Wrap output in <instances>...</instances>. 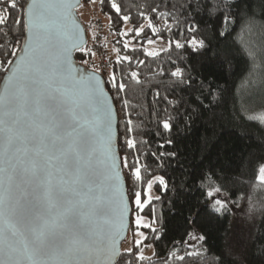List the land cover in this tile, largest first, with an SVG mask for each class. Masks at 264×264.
Here are the masks:
<instances>
[{"label":"trees","instance_id":"16d2710c","mask_svg":"<svg viewBox=\"0 0 264 264\" xmlns=\"http://www.w3.org/2000/svg\"><path fill=\"white\" fill-rule=\"evenodd\" d=\"M81 3L107 17L115 36L116 58L103 79L118 117L117 147L127 197L132 214L156 223L131 254L121 253L117 264H264V183L257 180L264 165V124L251 116L254 109L264 108V0ZM2 10L0 5V14ZM20 15L12 10L11 19L0 25V83L10 66L7 61L16 57L7 54L14 49L18 53L23 42L13 23ZM136 30H141L139 36ZM158 42L168 47L148 55L146 49ZM75 59L84 65L92 58L82 50ZM255 68L260 85L253 83ZM177 69L181 77L172 75ZM113 76L117 85H125L123 92L112 87ZM252 99L260 105L253 107ZM137 166L140 181L131 171ZM148 182L156 198L143 210L133 207L134 193H143ZM209 192L234 204L243 200L247 209L241 215L219 211ZM194 235L197 241L190 247L187 242ZM143 248H152L153 256L137 259Z\"/></svg>","mask_w":264,"mask_h":264},{"label":"snow or ice","instance_id":"6c2138e0","mask_svg":"<svg viewBox=\"0 0 264 264\" xmlns=\"http://www.w3.org/2000/svg\"><path fill=\"white\" fill-rule=\"evenodd\" d=\"M0 5V25L11 19L12 10H19L21 15L13 23L24 41L19 47L23 55L15 68L5 69L10 74L0 88V264H87L93 253L97 259L92 264H113L119 255L115 241L105 249L94 230L96 218L105 214L109 182L119 179L111 156L110 109L92 106L93 96L102 95L98 82H91L94 78L87 84L79 82L83 91L56 86L57 81L61 85L71 81V48L78 45L69 39L66 22L74 6L69 0H0ZM112 8L120 14L116 3ZM121 19L127 22L129 17ZM140 31L136 30L137 36ZM16 43L20 45V40ZM17 54L14 49L7 55ZM131 75L138 83L137 73ZM172 75L182 73L177 69ZM111 84L119 92L125 90L114 76ZM256 118L264 120V115ZM163 127L167 130L170 125L165 121ZM101 135L105 136L103 161L96 146ZM126 143L134 147L131 139ZM124 167H129L127 158ZM131 171L140 181V167ZM257 180L264 183V165ZM151 188L148 182L143 193H134L138 209L150 202ZM142 195L147 197L143 202ZM215 203L223 207L219 200ZM136 223L139 226L141 220ZM140 244L137 240V247Z\"/></svg>","mask_w":264,"mask_h":264},{"label":"water","instance_id":"95a60500","mask_svg":"<svg viewBox=\"0 0 264 264\" xmlns=\"http://www.w3.org/2000/svg\"><path fill=\"white\" fill-rule=\"evenodd\" d=\"M69 2L74 6L70 12L68 21L66 22L67 31L69 32V39L71 42L78 45L77 47L71 48L70 56V71H71V81L61 85L57 81V87H75L84 90L83 85L79 82L83 81L84 84L89 82V78H94L91 82L95 84L98 82L99 89L102 90V95H95L92 99V106L94 108H108L110 109V119H111V156L115 158L116 171L119 173V179H113L109 183L111 184V190L109 194V199L104 202L103 207L105 214L103 217L96 218L94 221V230L97 233V238L103 243L105 249L113 247V241H115L114 247L118 250L119 255L113 259V264H117L121 257V245L126 240L128 231L131 224L132 210L127 197V187L125 179L122 173L121 163L118 155L117 139H118V117L113 104V101L106 91L104 79L99 74L89 71L79 65L76 62L75 54L82 51L87 43L86 31L81 21L77 16V11L81 6V0H69ZM24 41L22 42L23 45ZM23 55L22 52H18L17 56L13 60V63L9 66L10 68H15V61L19 59V56ZM10 72H7L1 83L0 88H3L5 79ZM97 150L100 155L101 161L105 159L103 155L105 147V136L101 135L98 137ZM111 163V161H108ZM100 170H104V164L99 165ZM97 256L93 253L90 257H87V264H92Z\"/></svg>","mask_w":264,"mask_h":264},{"label":"rangeland","instance_id":"374dc122","mask_svg":"<svg viewBox=\"0 0 264 264\" xmlns=\"http://www.w3.org/2000/svg\"><path fill=\"white\" fill-rule=\"evenodd\" d=\"M77 16H78L79 20L81 21V24L83 25V27L85 28V31H86L87 43H86L85 48L83 49L84 51L87 48L88 44L91 43L95 39V37L97 35V30H98V35L102 39L101 48L104 52L105 57L107 58V60L109 62V68L106 71V73H103L101 75L99 74V75L102 76V78L103 77L107 78L108 72L110 69V61L116 58V52L114 49V45L116 44V40H115V36H113L109 32L108 18L98 14L95 6H90V5L85 6V5H82V3H81L80 8L77 11ZM125 31L128 33L129 29L126 28ZM126 32H124L125 35H127ZM247 44H250V42H248ZM126 45L131 46V41H126ZM167 47H168V45H165L163 43L158 42V43H154V44L150 45L148 47V50L146 49V51H147V53L157 54V53L165 50ZM251 47H253V46H251ZM254 48L255 47H253V49ZM86 52H88V51H86ZM90 55H91L92 59L89 62L85 63L84 65H81L82 67H84L87 70H89L88 66L90 64L96 63L97 57L91 53H90ZM89 71H92V70H89ZM257 71H258V69L255 68L254 72L256 74V78L253 81V83L255 84L257 81V83L260 85L261 83H260V80L258 79ZM92 72H95V71H92ZM252 101L255 102V103L251 102L253 107H257L260 105V103L257 101V99H252ZM259 115H264V108L263 109H254L251 113V116L254 118L255 121L264 124V120L256 118ZM150 196H151L150 202L156 198V195L153 192V188H151V190H150ZM211 197H212L213 202H214V207L219 211H221L223 209H228L232 213H236L237 215H241L247 209V203L243 200L234 204L232 202H229L227 197H225L223 194H220L218 192H214ZM146 199H147V197H146ZM217 200H219L221 202L223 207H221L220 204L215 203V201H217ZM132 206L136 207L135 203H133ZM138 218L141 220V224L139 226L136 223ZM144 225H148V227H144ZM155 226H156L155 221H151L147 218L141 217L137 213H133L131 215V224H130V228L128 231V235L126 237V240L121 245V253H124V252L127 253L128 249L133 250L134 247H137V245H136L137 240H140L141 244H142L146 238V231L150 230V229L151 230L155 229ZM196 241H197V239L194 235V237H191L188 240L187 244H188V246L193 247L196 244ZM140 255H142L143 257H146V258H150L151 256H153V249L149 248L148 250H145L143 248Z\"/></svg>","mask_w":264,"mask_h":264},{"label":"built area","instance_id":"2783aa9c","mask_svg":"<svg viewBox=\"0 0 264 264\" xmlns=\"http://www.w3.org/2000/svg\"><path fill=\"white\" fill-rule=\"evenodd\" d=\"M101 45L102 39L101 37H99L97 30V35L95 39L91 43H89L87 48L85 49V51H88L97 57L96 63H92L88 66L89 70L95 71L100 75L106 73L109 68V62L104 55Z\"/></svg>","mask_w":264,"mask_h":264}]
</instances>
